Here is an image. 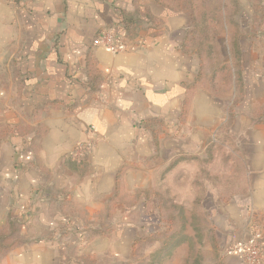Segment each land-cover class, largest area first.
<instances>
[{
  "label": "crops",
  "instance_id": "obj_1",
  "mask_svg": "<svg viewBox=\"0 0 264 264\" xmlns=\"http://www.w3.org/2000/svg\"><path fill=\"white\" fill-rule=\"evenodd\" d=\"M218 5L229 79L187 43L192 0H0V264H132L152 238L139 263L242 264L255 228L264 254V0Z\"/></svg>",
  "mask_w": 264,
  "mask_h": 264
},
{
  "label": "rangeland",
  "instance_id": "obj_2",
  "mask_svg": "<svg viewBox=\"0 0 264 264\" xmlns=\"http://www.w3.org/2000/svg\"><path fill=\"white\" fill-rule=\"evenodd\" d=\"M182 1H187V0H182ZM196 6L194 8H192L195 12L196 16H199V23L195 24L193 26H195V31H193L192 34H198L199 37L197 38H191L189 40H187V43L189 44V46L191 47V49L196 48L195 50L198 52V54L202 57V60L204 59V65L205 67H207L208 73H210L212 76L213 75H218L220 73V77L221 76H227L228 79L230 78V70H226V68L222 67L220 72H219V65L218 64H223V60L222 59H218L219 56L216 54V52H218V42L222 43V47L225 48V39L220 38L218 40V42L212 38V34L214 32H216V30L218 31V26L217 23H214L213 17H217V13L218 10L220 11V7H219V0H192ZM233 10L234 8L231 7L228 10H226L230 15L233 14ZM207 13V14H206ZM200 14V15H199ZM204 20L207 22L205 23ZM205 26L210 27V29H206V32H203L202 28H204ZM104 32V31H103ZM101 32V33H103ZM224 52V49H223ZM224 58L226 59V61L228 62V56L225 54ZM229 87H227V92L228 95L229 93ZM13 228V232L12 235L9 236L10 238H15V235L17 234L20 237V232L18 227L15 228V226H12ZM3 234H9L10 233V228L9 226H3V230L2 232ZM19 233V234H18ZM16 235V236H17ZM154 239L152 238V240H147L146 242H144L143 247H138V245L134 248L133 250V254L135 255V258H133V263L132 264H144L143 262L139 263L138 262V256L139 255H143V254H149L150 251L152 250V254L154 253V247L152 246H146L151 244L154 246V244H152ZM151 242V243H149Z\"/></svg>",
  "mask_w": 264,
  "mask_h": 264
},
{
  "label": "built area",
  "instance_id": "obj_3",
  "mask_svg": "<svg viewBox=\"0 0 264 264\" xmlns=\"http://www.w3.org/2000/svg\"><path fill=\"white\" fill-rule=\"evenodd\" d=\"M95 44L104 46L112 54L121 52L126 48V43L116 26H111L100 33ZM89 147V145L79 146L77 156L79 157ZM261 239V232L255 228L246 241H240L230 246L228 253L238 257L242 264H264Z\"/></svg>",
  "mask_w": 264,
  "mask_h": 264
},
{
  "label": "trees",
  "instance_id": "obj_4",
  "mask_svg": "<svg viewBox=\"0 0 264 264\" xmlns=\"http://www.w3.org/2000/svg\"><path fill=\"white\" fill-rule=\"evenodd\" d=\"M122 28L124 30L126 29L124 22H123ZM9 228H10L9 234H3L0 232V253L10 249L13 245H15V242L10 240L11 238L9 237L12 235L13 228H12V226H9Z\"/></svg>",
  "mask_w": 264,
  "mask_h": 264
}]
</instances>
